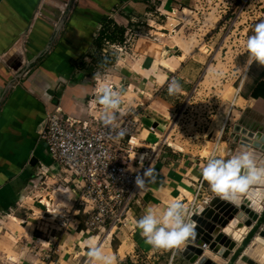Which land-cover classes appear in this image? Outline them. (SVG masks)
I'll return each mask as SVG.
<instances>
[{"label":"crops","instance_id":"0c3cea01","mask_svg":"<svg viewBox=\"0 0 264 264\" xmlns=\"http://www.w3.org/2000/svg\"><path fill=\"white\" fill-rule=\"evenodd\" d=\"M125 1L0 0V264H89L90 245L114 256L115 264H191L182 253L186 240L177 250L154 248L146 243L136 221L149 208L162 213L173 200H180L187 208L210 156L191 163L185 155L172 157L169 151H161L150 168L143 197L133 215L110 232L86 234V215L80 207L78 213L69 200L63 205L76 212L77 220L66 229L50 226L37 217L30 219L33 211L43 212L35 206L37 196L55 201L54 192L44 190L45 178L37 175V168L43 163L48 172L61 171L49 159L47 145L40 138L47 115L55 106H61L67 113L87 116V101L95 94L99 98V83L94 81L101 69L89 71V60L97 56L95 40L110 10ZM159 1L164 13H186L193 0ZM63 16L66 20L54 38ZM157 33L149 29V34L131 44V58L118 61L120 68L110 85L122 93L117 116L128 110L142 117V126L136 133L140 149L154 146L162 124L173 120L181 110L209 58L196 50L185 54ZM43 52L45 57L37 58ZM36 58L22 74L26 64ZM19 61L22 66L15 70L13 65ZM171 76L181 85L177 94L168 92ZM237 101L248 116L259 114L264 120V71L253 72L246 94ZM215 147L212 155L216 156L230 155L229 150H234L230 148L226 154L219 142ZM134 153L136 160L147 154L139 149V156ZM34 157L38 162L32 165ZM133 166L142 169L137 161ZM53 183L58 184L56 192H69L67 185L56 179ZM216 195L204 180L200 204L206 205L203 201L209 202Z\"/></svg>","mask_w":264,"mask_h":264},{"label":"rangeland","instance_id":"374dc122","mask_svg":"<svg viewBox=\"0 0 264 264\" xmlns=\"http://www.w3.org/2000/svg\"><path fill=\"white\" fill-rule=\"evenodd\" d=\"M161 6L159 0H126L116 7V19L107 15V20L114 19L120 28H124V37L119 32L113 35L116 40L109 44L105 42L101 50L94 47L95 59L102 58V62L89 60L94 70L101 69L100 76L94 81L99 83L96 88L114 84L116 71L120 68L118 61L131 58V44L138 37L149 34V29L158 31L157 35L163 41L176 45L175 48L182 49L185 54L196 50L208 55L202 75L182 105V111L170 122L162 124L153 145L169 151L172 157L185 155L191 163H199L202 157L212 155L219 142L226 154L230 148L234 149L229 150L230 155L223 156L230 158L238 150L246 149L235 147L230 139L234 124L264 131L263 117L259 114L248 116L237 101L239 96L246 94L247 82L253 72L264 71V65L249 64L246 50V40L253 34L255 24L264 21V0H193L192 8L190 6L186 13H164ZM108 59L110 65L106 67ZM225 126L227 129L223 131ZM150 150L146 146L139 152L148 154ZM257 157L258 163L264 161V152L258 151ZM54 180L53 177L45 178L44 187L49 185V191L54 192V205L62 202V206L69 199L55 191L58 184H54ZM260 187L264 188V184ZM35 206L44 209L37 201ZM31 215L33 220L35 216Z\"/></svg>","mask_w":264,"mask_h":264},{"label":"built area","instance_id":"2783aa9c","mask_svg":"<svg viewBox=\"0 0 264 264\" xmlns=\"http://www.w3.org/2000/svg\"><path fill=\"white\" fill-rule=\"evenodd\" d=\"M116 15L117 8L110 13V17L116 19ZM105 42L109 44L110 41ZM174 79L176 80L171 76L169 82ZM98 100L96 94L89 98L85 118L67 113L61 106H55L48 113L40 138L47 145L49 159L61 171L58 174L48 172L43 163L37 171V175L41 174L47 180L53 177L69 187V192L63 193V196L68 197L78 213V207L82 208L81 211L86 215L83 221L84 232L90 235L110 232L124 225L133 215L135 205L143 197L150 168L162 151L161 146L158 148L154 145L150 147L148 154H142L136 160L132 154L135 152L139 156L136 133L142 126V117L137 112L124 110L122 116L116 118L118 127L106 126L101 119L103 112ZM178 114L179 112L176 115ZM226 129L225 126L223 131ZM151 130L155 131V128L151 127ZM120 131L125 133L122 137L118 136ZM134 161L142 169H136ZM139 180L143 183L138 184ZM203 188L202 177L186 208L187 215L201 203ZM46 189H49L48 185L45 186L44 190ZM70 194L73 195L69 196ZM36 201L44 209L43 212L33 211L32 214L50 226L63 230L77 220L76 212L70 207L60 204L55 206L54 200H48L42 195L37 196ZM49 257L50 255L46 256L47 259Z\"/></svg>","mask_w":264,"mask_h":264},{"label":"clouds","instance_id":"9594fccd","mask_svg":"<svg viewBox=\"0 0 264 264\" xmlns=\"http://www.w3.org/2000/svg\"><path fill=\"white\" fill-rule=\"evenodd\" d=\"M252 32L246 40L249 64L256 62L264 65V21L255 24ZM180 89L179 81L174 79L169 84L168 92L177 94ZM98 102L104 107L102 122L106 126L118 127L116 118L123 102L121 91L103 85L99 89ZM124 134V131H120L118 136L122 137ZM202 177L213 192L222 199L235 203L237 197L250 186L264 182V166H258L254 156L248 151H242L227 159L213 154L202 168ZM137 183L142 184L143 181L139 180ZM136 227L146 243L157 249L179 248L194 232V225L188 222L187 209L180 200L170 202L162 213L156 208H149L136 221ZM87 255L89 264H115L116 260L97 245H90Z\"/></svg>","mask_w":264,"mask_h":264},{"label":"water","instance_id":"95a60500","mask_svg":"<svg viewBox=\"0 0 264 264\" xmlns=\"http://www.w3.org/2000/svg\"><path fill=\"white\" fill-rule=\"evenodd\" d=\"M65 20L66 16H63L54 38ZM43 54L45 53L37 58ZM37 58L28 62L21 73L26 72ZM20 66L21 61L13 65V68L18 70ZM230 139L236 146L253 149L256 153L264 152V131L261 129L253 130L236 123L230 132ZM37 162L38 159L34 157L31 164L35 165ZM250 189L251 186L249 191ZM248 197L249 193L238 196L233 203L217 194L206 205H197L187 215L188 222L194 225V232L186 239L188 244L182 253L191 264H202L200 260L204 256L219 264H261L260 259L264 254V206L260 211L255 210ZM232 228L238 231L239 236L231 233Z\"/></svg>","mask_w":264,"mask_h":264},{"label":"bare ground","instance_id":"6f19581e","mask_svg":"<svg viewBox=\"0 0 264 264\" xmlns=\"http://www.w3.org/2000/svg\"><path fill=\"white\" fill-rule=\"evenodd\" d=\"M230 92H232V91H230ZM242 151H248V152L252 153V155L254 156V159H255L257 165L258 166H264V161H262L260 163L257 162V158H258L257 157V153L253 149H249V150L248 149L238 150L234 155L239 154ZM263 184H264V182H259V183L253 184L251 186V190L250 191L248 189L245 193L239 195V196H245V195H247V193H249V197L248 198L252 201V205L255 208V210H257V211H260L263 208L264 188L260 187ZM231 233H233L236 236H239L238 231L235 230V229H233V228L231 229ZM258 240L263 241L261 238H258ZM209 258H206L204 256V257L201 258L200 262L202 264H215ZM263 261H264V254L262 255V257L260 259V262H263Z\"/></svg>","mask_w":264,"mask_h":264},{"label":"trees","instance_id":"16d2710c","mask_svg":"<svg viewBox=\"0 0 264 264\" xmlns=\"http://www.w3.org/2000/svg\"><path fill=\"white\" fill-rule=\"evenodd\" d=\"M111 30H113L112 33L110 32ZM119 32L121 34V37L123 38L124 37V28H120L114 22V20H112V19L107 20L106 19V21L102 25L99 36L95 40V45H96L97 49L101 50L106 40L115 41L116 38L113 35H115L116 33H119ZM44 57H45V55L43 54L42 56H40V59L44 58ZM94 59L95 58H93V60ZM101 60H102V58L95 59V61H97V62H99V61L102 62ZM108 65H110L109 59L106 60V63H105L106 67H108ZM91 70H92V66H91V68H89V71H91Z\"/></svg>","mask_w":264,"mask_h":264}]
</instances>
